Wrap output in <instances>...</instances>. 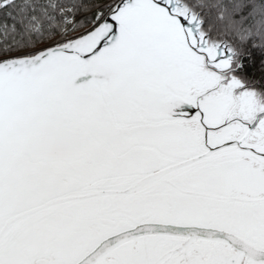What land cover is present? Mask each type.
Here are the masks:
<instances>
[{
  "label": "snow or ice",
  "instance_id": "6c2138e0",
  "mask_svg": "<svg viewBox=\"0 0 264 264\" xmlns=\"http://www.w3.org/2000/svg\"><path fill=\"white\" fill-rule=\"evenodd\" d=\"M0 264H264V0H0Z\"/></svg>",
  "mask_w": 264,
  "mask_h": 264
}]
</instances>
